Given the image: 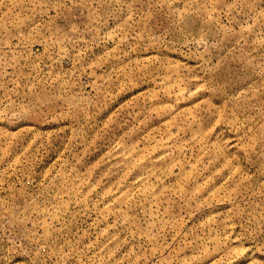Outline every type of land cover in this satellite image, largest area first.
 <instances>
[{"label":"rangeland","instance_id":"rangeland-1","mask_svg":"<svg viewBox=\"0 0 264 264\" xmlns=\"http://www.w3.org/2000/svg\"><path fill=\"white\" fill-rule=\"evenodd\" d=\"M0 264H264V0H0Z\"/></svg>","mask_w":264,"mask_h":264}]
</instances>
